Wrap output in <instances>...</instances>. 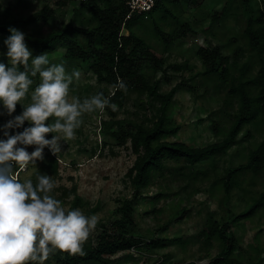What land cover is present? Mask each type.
<instances>
[{
    "label": "rangeland",
    "instance_id": "374dc122",
    "mask_svg": "<svg viewBox=\"0 0 264 264\" xmlns=\"http://www.w3.org/2000/svg\"><path fill=\"white\" fill-rule=\"evenodd\" d=\"M56 1L6 0L4 5L8 7L15 18L29 15L40 9L44 3L56 10V17L51 19L48 24H37L32 27L20 26L18 30L22 33L44 34L49 30H56L68 22L83 26L87 24L90 13L87 9L77 10L80 0H71L62 8L57 7ZM226 1L203 0L200 5H196L195 0H178V2L168 5L178 19L175 20L167 15L165 19L157 20L158 25L168 32L186 22L191 25L193 32H188L183 38L175 40L167 46L161 42L150 21L134 25L135 32L143 37L154 54L163 61L161 68L166 71L168 79H161V72L154 73L151 66L144 67V71L152 79H161L160 91L166 93L181 78L187 79L186 87L175 94L168 114L172 123L180 126L177 139L195 146L220 140L222 135L212 131L210 122L215 119L222 128H227L231 116H227L225 111H233L232 107L224 104L227 86L219 88L213 78L203 74L204 68L195 54L197 48L208 43L224 46L223 52L232 57L230 61H233L234 52L238 53L237 63L239 65L245 61L249 62L250 66L246 70V74L250 76L255 75L261 66L257 58L254 56L251 58L242 34L245 19L256 12L254 2L250 7L232 8L235 15L219 16L220 20L214 24L212 32H203L202 29L209 26L213 13L220 12ZM262 3L258 1L257 4L261 6ZM157 15H160V12ZM123 32L127 33L126 30ZM6 52L7 50H2L0 43V62H4L6 66L10 67ZM47 57L50 65L62 64L68 74L73 71L81 73L79 80L74 78L70 85L69 99L72 96H77L83 100L97 94L98 90L105 86V84H98L89 73L83 74L82 69L76 67L74 62L59 59L53 54ZM232 71L235 75L239 74L238 68H234ZM40 82L41 80L38 84ZM105 87L108 92L113 91L111 86ZM34 89H29L27 97L16 105L15 111L11 115L0 103V123L5 124L15 116L22 114L23 107L30 103V96ZM148 100L149 96L146 94L129 93L119 117L151 124L156 111L154 106H149ZM233 103V108H235L237 104L235 101ZM107 118L104 110L85 114L82 117V125L75 130V138L62 139L59 142L61 151L57 155L52 154L47 147L43 149V153L48 152L57 158L55 173L46 166V160L33 167L27 166L23 170L19 167L14 169L13 166L14 173L19 172L18 179L21 182L31 179L33 185H36L39 175H48L55 182V187L50 194L59 200L66 210L69 209V202L74 196L73 188L84 201L88 202L90 208L96 207L91 215L88 214V208H77L87 217H97L98 223L87 239L91 243L95 242L101 231V226L115 218V208L121 200L129 197L132 192L127 170L133 164L136 155L129 142L123 146L103 145L100 121ZM199 119L202 120L199 122ZM54 121L55 118L50 117L46 123L52 124ZM25 123L30 126L29 122L25 121ZM0 134V140L8 138L5 131H0ZM15 134L19 133L12 135ZM52 135L59 134L50 133L46 138L51 139ZM263 139L264 120L258 118L242 128L237 136V142L225 153L195 166L199 170L208 169V176H200L197 179H194L192 175L186 177L167 176L164 180H155L154 184L150 185L136 202V235L144 241L172 236L181 237V241L167 243L154 250H136L134 247L130 250L119 251L110 255L112 263L157 264L161 261L165 262L164 264H182L185 261L195 260L199 264H203L209 261L219 248L217 240L213 239L210 243L199 235L200 230L207 224L209 213L214 220L224 223L229 214L240 213L246 208V203L241 195L245 194L246 199H249V197H257L264 190V172L258 174V177L254 179L249 176L250 173H245L241 187L232 188L228 198L225 199L221 180L225 179L227 168L244 162L250 150L255 149ZM33 148L35 146H27L26 150L31 151ZM216 179H219V183L213 185V181ZM167 183L170 187L169 194L175 191H179V194L176 196L167 194V196L162 195L159 199L155 198L154 195L161 187L159 184L165 186ZM176 203L187 207L188 211L182 219L174 221L171 219V215L174 212L172 206ZM229 232H233L239 239L240 254L245 259L257 255L258 258H261L260 264H264V206L258 208L250 218H243L237 224L230 222ZM44 264H57V262L50 256L44 261Z\"/></svg>",
    "mask_w": 264,
    "mask_h": 264
},
{
    "label": "trees",
    "instance_id": "16d2710c",
    "mask_svg": "<svg viewBox=\"0 0 264 264\" xmlns=\"http://www.w3.org/2000/svg\"><path fill=\"white\" fill-rule=\"evenodd\" d=\"M5 1L0 0L2 50H7L4 41L11 35L10 28L18 30L20 26L32 27L37 24H48L51 19L56 17V10L44 3L40 9L29 15L15 18L8 7L4 5ZM70 1L57 0L56 4L58 8H62ZM202 1L195 0L196 5H200ZM258 1L263 2L261 6L257 4ZM176 2L178 0H155L154 6L149 11L130 13L125 5V0L80 1L77 10L87 9L90 13L85 26L68 22L60 28L49 30L44 34L24 33V43L30 50L32 58L42 54L56 55L59 59L74 62L76 67L82 69L83 74L89 73L98 84L112 87L113 91L111 92H108L105 86L98 90V93L109 97L110 103L116 104L118 109L116 111H112L108 107L104 109L108 118L100 121L102 143L109 146H123L129 142L136 155L133 164L127 170L132 192L129 197L123 198L115 208V218L101 226V231L94 243H91L90 240L84 242V255L61 251L50 254L55 258L57 264H113L110 255L116 252L130 250L134 247L136 250H154L167 243L181 241L179 236L157 237L148 241L138 237L135 219L137 200L143 196L150 185L154 184L155 180H164L167 176L186 177L192 175L194 179L208 176V169L199 170L195 166L225 153L237 142V136L246 124L252 123L258 118L264 120V0H227L220 12L213 13L209 26L202 29L203 32H212V27L220 20L219 16L235 15L232 8L250 7L254 2L256 12L245 19L242 34L251 58L253 56L257 58L261 66L255 75L250 76L246 74V70L250 66L249 62L245 61L239 65L237 63L238 53L234 52L233 61H230L232 57L223 52L224 46L210 43L199 46L195 54L204 68L203 74L213 78L219 88L227 86L224 104L232 107L233 111H225V114L231 116V121L227 128H222L217 120H211L212 131L222 135L220 140L195 146L177 139L180 126L172 123L168 112L177 91L186 87L187 79L181 78L168 92H161L160 80L169 78L166 71L161 68L163 61L154 54L148 43L134 30L135 24H145V21H150L155 33L165 46L183 38L188 32H193L191 25L186 22L168 32L158 25L157 20L165 19L167 15L175 20L178 19L168 7ZM158 12L160 15H157ZM124 30L127 33L123 32ZM0 63L6 65L4 62ZM29 64H31V60ZM146 66H151L154 73L161 72V79H152L148 76L144 71ZM234 68L239 69L238 75L233 73ZM29 78L33 80L29 89H34L40 80L39 74L32 77L29 73ZM118 79L127 85L126 93L122 90H114L113 85L117 83ZM113 92H115L114 95ZM131 92L149 96L147 102L149 106H154L156 111L151 124L119 117L120 111L125 107L127 95ZM234 101L237 104L235 108H233ZM201 120L199 119V122ZM5 124L0 123V131L7 132L8 136L13 133H21L24 128L30 127L24 122L19 128L6 129ZM34 150L35 148L28 152L31 153ZM42 156V159H38L34 163L30 162L27 166L33 167L46 160V166L55 173L57 158L48 152L42 153ZM13 166L14 169L19 167L15 164ZM261 172H264V139L255 149L250 150L244 162L227 168L225 179L221 180L225 199L228 198L232 188L241 187L245 173H250L249 176L254 179ZM218 180H214L213 185L219 183ZM159 187L160 190L154 195L155 198L159 199L162 195L169 194L168 183L165 186L159 184ZM242 188L245 189L243 186ZM72 191L74 196L69 202L68 210L86 207L88 214L91 215L96 207L90 208L88 202L84 201L74 188ZM178 194L179 191H175L171 195ZM241 198L245 201L246 208L240 213L229 214L224 223L214 220L209 213L207 224L200 230L199 235L210 243L213 239L217 240L219 248L215 255L203 264H260L261 258H258L257 255L245 259L240 254L239 239L233 232H229V223L237 224L243 218H250L258 208L264 206V190L257 197L246 199L243 194ZM172 207L174 212L171 219L174 221L182 219L188 211L187 207L180 206L179 203ZM231 218H233L232 221H230ZM33 263L29 262V264ZM164 263L160 261L157 264ZM182 264L199 263L190 260Z\"/></svg>",
    "mask_w": 264,
    "mask_h": 264
},
{
    "label": "clouds",
    "instance_id": "9594fccd",
    "mask_svg": "<svg viewBox=\"0 0 264 264\" xmlns=\"http://www.w3.org/2000/svg\"><path fill=\"white\" fill-rule=\"evenodd\" d=\"M9 32L4 43L11 66L0 63V103L7 113L11 115L27 97L33 84L29 73L32 77L39 74L41 82L22 114L4 126L19 128L27 121L30 127L0 140V264H44L56 251L84 255L83 244L95 229L97 217H87L79 209L66 210L50 194L55 182L48 175H39L36 185L31 179L21 182L13 164L25 169L30 162L43 158L45 147L57 155L61 151L59 142L75 138L85 114L102 112L106 107L116 111L117 105L103 93L83 100L77 96L69 99L70 85L74 78L79 80L81 73L68 74L62 64L50 65L46 54L32 58L24 33L14 28ZM113 88L127 92V85L119 79ZM50 117L55 118L52 124L46 123ZM50 133L59 135L47 139ZM27 146H35V150L29 153Z\"/></svg>",
    "mask_w": 264,
    "mask_h": 264
},
{
    "label": "built area",
    "instance_id": "2783aa9c",
    "mask_svg": "<svg viewBox=\"0 0 264 264\" xmlns=\"http://www.w3.org/2000/svg\"><path fill=\"white\" fill-rule=\"evenodd\" d=\"M85 1V0H80ZM155 4V0H125L129 12L141 13L149 11Z\"/></svg>",
    "mask_w": 264,
    "mask_h": 264
}]
</instances>
